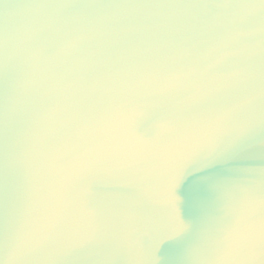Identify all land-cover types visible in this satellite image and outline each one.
<instances>
[{
    "label": "water",
    "instance_id": "water-1",
    "mask_svg": "<svg viewBox=\"0 0 264 264\" xmlns=\"http://www.w3.org/2000/svg\"><path fill=\"white\" fill-rule=\"evenodd\" d=\"M0 264H264V0H0Z\"/></svg>",
    "mask_w": 264,
    "mask_h": 264
},
{
    "label": "snow or ice",
    "instance_id": "snow-or-ice-1",
    "mask_svg": "<svg viewBox=\"0 0 264 264\" xmlns=\"http://www.w3.org/2000/svg\"><path fill=\"white\" fill-rule=\"evenodd\" d=\"M228 49H229V44L227 42L217 46V48L214 50L216 54V62H219L221 59H223L226 55L229 54ZM216 83L220 84L222 82L216 81Z\"/></svg>",
    "mask_w": 264,
    "mask_h": 264
}]
</instances>
